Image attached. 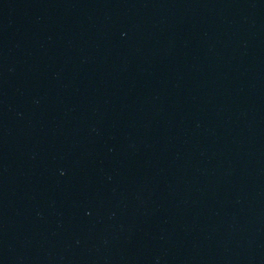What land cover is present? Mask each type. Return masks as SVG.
Wrapping results in <instances>:
<instances>
[{"label": "water", "instance_id": "1", "mask_svg": "<svg viewBox=\"0 0 264 264\" xmlns=\"http://www.w3.org/2000/svg\"><path fill=\"white\" fill-rule=\"evenodd\" d=\"M0 264H264V0H0Z\"/></svg>", "mask_w": 264, "mask_h": 264}]
</instances>
